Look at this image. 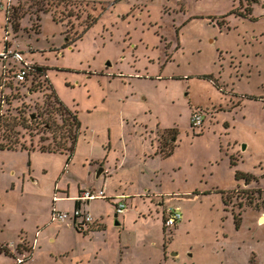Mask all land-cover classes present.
I'll return each instance as SVG.
<instances>
[{
    "label": "rangeland",
    "instance_id": "1",
    "mask_svg": "<svg viewBox=\"0 0 264 264\" xmlns=\"http://www.w3.org/2000/svg\"><path fill=\"white\" fill-rule=\"evenodd\" d=\"M29 1L0 0V49L21 51L49 81L30 84L28 76L2 90L5 117H25L28 128L0 126V142L68 146L58 115L48 119L51 131L41 122L47 114L40 124L30 120L46 112L50 82L80 122L62 183H100L104 173L90 163L105 159L116 167L112 187L119 178L149 193L128 199L116 217L111 200H91L105 229L92 232L104 227L95 222L79 231L69 218L51 220L45 193L66 153L32 151L35 182L4 196L0 219V239L16 242L20 230L38 236L33 258L21 264H264V0H49V11L36 13ZM17 6L25 14L14 30L5 11ZM90 15L96 21L83 29ZM3 65L10 75L19 66L11 58ZM193 108L204 113L199 128L189 125ZM169 146L173 154L154 156ZM13 153L0 151V163L29 164L27 151ZM237 170L260 176L244 187ZM176 207L181 220L165 227L166 210ZM15 261L0 253V264Z\"/></svg>",
    "mask_w": 264,
    "mask_h": 264
},
{
    "label": "crops",
    "instance_id": "2",
    "mask_svg": "<svg viewBox=\"0 0 264 264\" xmlns=\"http://www.w3.org/2000/svg\"><path fill=\"white\" fill-rule=\"evenodd\" d=\"M190 114H191V111H190ZM190 114H189V117H190ZM164 128L168 129V128H172V126L164 127ZM109 148H110V146H109ZM157 148L158 147H156L155 152L153 153L154 156L157 155L159 158H166V157H163L159 153ZM4 150H9L10 152H16V153H13L16 155L17 154H25V153H23V151H27L28 152L27 155L29 157L28 158L29 164L24 168V167H18L16 164H14L12 162H10L9 165H6V166H5V162L0 163V219L1 220H2V212L4 211V207H3L4 196L6 194H8V192H12L16 189H18L20 192H24L26 190L28 184L33 185V182H35L34 176H36V175H35L34 170L31 168V156H32V151H35L38 149H33V150L4 149ZM0 151H2V150H0ZM41 152L44 154H46V153H52V154L60 153V152H47V151H41ZM10 156H12V155H10ZM150 157H152V156L150 155ZM104 160L103 161H99V160L98 161H91V163H90V165L94 164L95 168L100 167L102 169L101 173H104V176H103V179L100 181V183L99 182L98 183L92 182L89 184H84V183L78 182V183H76V185H77L76 188H74L72 190H70L69 184L67 182L62 183L63 176H64L65 172H67V169L65 168V166L69 165L70 162L67 164H66V162L62 163L59 167L54 168L51 185L45 191L47 196L50 199H52L51 200V208H50L51 212L49 211V213L51 214L53 210L66 211V212L72 213V211L75 208H79L82 212L83 211L89 212L91 214V216L93 217V220L96 223L103 224L104 227L102 229L92 231V232H97V231H102L105 229V225L103 223L105 221V218L103 217L102 212H95L94 210H92V208L90 206V201L93 199H91L89 201H85V202H80V201L76 200V197L79 195V193L81 191H83L85 189H104V192L106 195V197H104V198L111 200V202L114 203V206L116 205L115 203L119 200L120 195H125L127 209L125 212H123V216L125 215V213H127V210L129 209L132 200H135L136 198H140L141 195H143L144 193H149V190H146L145 188H142V190L141 189L137 190L138 188L130 187V190H129V185L123 187L122 181L119 178H118V181L116 182V185L112 187V185H110V181L112 180L111 178H112L113 174L116 173L115 172L116 167H114L112 169H111V167L107 168L104 164ZM89 169H91V166L89 167ZM40 170L43 172H47L45 167L40 168ZM101 173L99 175H101ZM41 175H44V174L42 173ZM96 175H97V173H96ZM257 176H260V173H258ZM240 180L243 181V183L239 184V185H242L244 187L251 186V182L246 183V182H244V180H242V179H240ZM130 184H133V183L130 182ZM153 194L156 195L155 193H153ZM98 199H100V198H98ZM128 199H131V201H129ZM65 200H71L72 207H65L64 204H62V202ZM164 202H165V200H164ZM162 205H164V203ZM263 216H264V214H262L259 217V221H258L259 223H264V221L263 222L261 221V218ZM51 220H53V219L51 218ZM74 222H75L74 224L77 226L78 223L82 222V218L76 217V218H74ZM118 223H119V221H118ZM74 224L72 222V227L75 229ZM121 224L124 225V221H122ZM0 226L2 227V224ZM36 232H38V230ZM49 237H50L49 238L50 240L56 239L55 235H50ZM18 238H19V240L16 242H13L12 240L7 241L4 239H0V245H2V244L8 245V250H9L8 254L14 255V257H17V256L23 257L24 260L32 259L34 254H35V251L37 250V247H39L38 246V244H39L38 236L35 235V237L30 238L27 232H25L24 230H20V232L18 234ZM18 253H21V256L17 255ZM24 260L21 263L25 262ZM21 263H18V264H21ZM14 264H16V261Z\"/></svg>",
    "mask_w": 264,
    "mask_h": 264
},
{
    "label": "trees",
    "instance_id": "3",
    "mask_svg": "<svg viewBox=\"0 0 264 264\" xmlns=\"http://www.w3.org/2000/svg\"><path fill=\"white\" fill-rule=\"evenodd\" d=\"M32 3L31 6H35V13L38 11H44V12H48L49 11V7L51 5L49 0H30ZM29 1V2H30ZM59 1H64V0H58ZM39 2H45L47 4V7H45V5L41 4H37ZM43 6V7H42ZM52 6V5H51ZM6 13V20L11 22L13 29L14 30H18L19 28V20L21 19L22 16H24L25 12H20L19 7H12V19H11V15L10 11L7 10L5 11ZM21 13V14H19ZM222 16H226V14L222 15ZM248 17V16H247ZM251 19V17H249ZM37 20H40L39 16H37L36 18ZM56 19V18H55ZM54 19V20H55ZM252 20V19H251ZM96 21V16H88V19L86 20V23L84 24L83 29L89 27L92 23H94ZM220 23H223L222 20L220 21ZM39 25V24H38ZM68 39H66L65 45H68ZM30 76L31 80H30V84H32L35 80V78H40V77H44V81H49L47 79L46 76V71L45 68L43 66L37 65V64H32L30 66V70L28 72V74L26 75V78L24 81H17L16 79L13 78L12 75L8 74L7 75V79L4 83V87L8 88V83H15V84H19L22 82H25L27 80V77ZM204 77L206 78H210V75H204ZM212 81L214 82V79L212 78ZM215 83V82H214ZM217 87H219L217 84H215ZM10 89V88H9ZM27 91L29 92L30 90L27 89ZM46 92L44 95V104L46 105V112L45 113H37V114H31L30 116V120L32 122H37L38 124H40V122L38 121V119H41L45 114H47V117L45 119V121H41L44 124V128L46 130L51 131V124L48 122V119L50 118L51 114H56L58 115L62 122L63 125L66 127V135H65V139H68V146L67 147H63L62 145L57 146V147H50L48 145H45L43 143V141L47 140L46 138H40L39 141L41 142V144H37L36 146H34L33 143H31L30 146L25 145L22 142H19V140L17 138H15L14 140H12L11 137H7L8 141L6 143H1L0 142V150H4V149H26V150H33V149H38L40 151H47V152H60V153H66L67 155V159H66V163L69 162V160L72 157L73 154V150L75 148V144L77 141V136L79 133V127H80V122L77 118V116L71 112L64 104L63 102L57 97L53 86L50 82H48L47 86H46ZM247 98L249 99H254V96H247ZM8 98L6 99V97L2 96V99L0 98V102L3 101V107L1 108V103H0V126H3L5 130H10L11 132H14V128L18 125L28 128L27 126H25L24 122L27 120L25 117H12V118H7L5 116H7L8 113H6V110L4 109V106L9 102H7ZM239 105V104H238ZM169 131L172 132L171 134V138H170V142H172L173 140H175V136H176V128H170ZM30 137H32V135H30ZM6 138V137H4ZM53 140L55 141V136L52 137ZM175 147H171L169 146V148L167 149V152L165 153V151H163V147L160 148L159 153L163 156V157H167L170 156L173 151H174ZM234 159V158H233ZM232 163L236 165V162L234 160H232ZM235 178L240 180H244V182L249 183L252 181H256L257 180V176H255L254 174L251 173H246L243 171H239L237 170L235 172ZM240 217H238V219L235 218V222L236 224H238ZM100 224V223H97ZM91 225V224H90ZM75 228L78 229V227L76 225H74ZM79 230V229H78ZM80 231V230H79ZM9 250L7 247H1L0 245V253H5L8 254Z\"/></svg>",
    "mask_w": 264,
    "mask_h": 264
},
{
    "label": "built area",
    "instance_id": "4",
    "mask_svg": "<svg viewBox=\"0 0 264 264\" xmlns=\"http://www.w3.org/2000/svg\"><path fill=\"white\" fill-rule=\"evenodd\" d=\"M23 53L19 50L13 49L9 46H4V48L0 49V75L2 78L0 79V98L2 99V90L5 89L4 83L7 79V75L5 74L3 68V62L11 58L14 62L18 63V67L16 70L11 71V75L14 79L17 81H24L26 78V75L28 74L30 70V66L32 64H27L24 61ZM1 103V108L3 107V101ZM204 122V113L201 109L193 108L191 110V114L189 117V125L192 128H199L203 125ZM106 197L104 189H85L79 193V195L76 197V200L80 202L89 201L91 199L96 198H104ZM125 195H120L119 200L115 203V213L116 215L123 213L127 209L126 205V199ZM81 217L82 222L78 223L77 227L79 230H84L86 225H90L95 223L93 220V217L89 212L81 211L79 208H75L72 213L66 212V211H59V210H53L51 213V218L53 220H59V221H65L68 218L74 222V218ZM182 218V214L179 208H172L166 210V216L164 218V225L165 227H172L175 226ZM75 225V224H74ZM1 247H7L8 245L2 244ZM16 264L21 263L24 259L23 257H15Z\"/></svg>",
    "mask_w": 264,
    "mask_h": 264
},
{
    "label": "water",
    "instance_id": "5",
    "mask_svg": "<svg viewBox=\"0 0 264 264\" xmlns=\"http://www.w3.org/2000/svg\"><path fill=\"white\" fill-rule=\"evenodd\" d=\"M102 169H98L97 171V175H99L101 173ZM114 216L116 217V213L114 214ZM115 224H119L117 220H115Z\"/></svg>",
    "mask_w": 264,
    "mask_h": 264
}]
</instances>
